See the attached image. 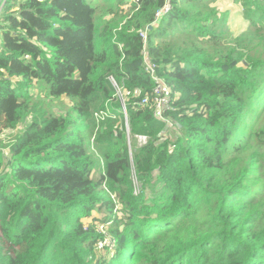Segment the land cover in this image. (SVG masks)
Here are the masks:
<instances>
[{
	"label": "trees",
	"instance_id": "obj_1",
	"mask_svg": "<svg viewBox=\"0 0 264 264\" xmlns=\"http://www.w3.org/2000/svg\"><path fill=\"white\" fill-rule=\"evenodd\" d=\"M166 1L3 9L0 136L23 132L6 158L0 141V264H264V0H233L253 34L229 52L221 0H170L157 20ZM144 50L180 93L173 127L136 105L154 87ZM36 87L71 111L39 114Z\"/></svg>",
	"mask_w": 264,
	"mask_h": 264
},
{
	"label": "rangeland",
	"instance_id": "obj_2",
	"mask_svg": "<svg viewBox=\"0 0 264 264\" xmlns=\"http://www.w3.org/2000/svg\"><path fill=\"white\" fill-rule=\"evenodd\" d=\"M10 1V0H9ZM17 2H21L22 0H16ZM134 1V0H133ZM235 3L233 0H221V2L218 4L219 9L221 10L222 16H224V13L228 14L227 18V24L229 26V33L230 36L223 42V44L226 47V52H229L234 47H237V45L241 42V39H246L249 36L253 34L251 28L249 27L250 22L247 20V18L243 15V9L242 7L238 8H232V6ZM109 9V5L106 6V10ZM236 9L238 11H236ZM17 9L14 10V12ZM249 17V16H247ZM3 20V16L1 18V21ZM145 31V30H143ZM0 40V44H1ZM47 88L48 86L45 83H42ZM43 87H36L32 91V95L34 96V103L36 105V109L39 114H46L51 113L55 114L57 116L64 115L71 111L72 108V102L68 100L67 98H61L59 100H54L48 97V94L46 93L45 89L41 92ZM180 94V93H179ZM128 119L126 121V129L127 134L130 136V130L128 128ZM23 132V127L20 126L16 130L13 131H6L1 134L0 141L1 144L5 147L3 149L4 151V157H8L10 153L9 146L18 138V136ZM91 132V129H90ZM174 133H171L170 129H168L165 137L169 138L170 141L174 138ZM91 150L94 152L96 159L101 161L100 155L96 152L95 147L93 146V138L91 139ZM137 142L138 146H142L147 142V138L143 136H137ZM103 169V167L101 168ZM102 175V171H98L96 175L94 174V177H99ZM120 216H122L121 213H119ZM95 218H102L103 215L94 213ZM91 220H86L85 222H90Z\"/></svg>",
	"mask_w": 264,
	"mask_h": 264
},
{
	"label": "built area",
	"instance_id": "obj_3",
	"mask_svg": "<svg viewBox=\"0 0 264 264\" xmlns=\"http://www.w3.org/2000/svg\"><path fill=\"white\" fill-rule=\"evenodd\" d=\"M8 2L9 0H0V16ZM171 9V1L167 0L165 6L156 14V19L158 20L164 15L168 14ZM140 34L145 41L147 39V30L142 31ZM142 59L145 64L146 71L152 76L154 87L151 94L143 97L140 101H138V103H136V105L139 107V109L147 108L153 113L155 118H157L158 120H162V122H164L165 124H168L170 127H173L170 120L166 117V114L169 111L174 110L172 105L178 99H180V94L177 93L165 79L156 75L157 64L155 60H152L150 58L146 50H144V52L142 53ZM109 80L116 90V97L121 101L123 114L127 118V98L125 97L126 93L124 91V88L119 86L118 82L114 77H110Z\"/></svg>",
	"mask_w": 264,
	"mask_h": 264
},
{
	"label": "water",
	"instance_id": "obj_4",
	"mask_svg": "<svg viewBox=\"0 0 264 264\" xmlns=\"http://www.w3.org/2000/svg\"><path fill=\"white\" fill-rule=\"evenodd\" d=\"M152 29H153V27H152V26H149V27H148V30H149V31H150V30H152Z\"/></svg>",
	"mask_w": 264,
	"mask_h": 264
}]
</instances>
